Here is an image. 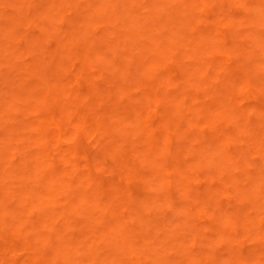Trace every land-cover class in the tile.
<instances>
[{
	"label": "rangeland",
	"instance_id": "374dc122",
	"mask_svg": "<svg viewBox=\"0 0 264 264\" xmlns=\"http://www.w3.org/2000/svg\"><path fill=\"white\" fill-rule=\"evenodd\" d=\"M263 7L264 0H0V230L11 249L0 264L30 262V253L42 264H187L201 252L207 264H264ZM12 32L30 34L33 49L8 54ZM164 74L155 103L145 89ZM25 79L56 85L62 96L71 84L100 89L88 106L84 96L74 103L63 123L67 156L83 172L53 146L50 163L37 154L32 122L41 107L22 100ZM144 107L155 124L169 113L170 132L188 136L183 146L165 158L147 151ZM98 131L107 134L96 138ZM201 145L211 150L197 152ZM119 180L134 200H107ZM92 181L100 201L119 208L115 220L103 223V210L82 202ZM62 182L56 203L50 192Z\"/></svg>",
	"mask_w": 264,
	"mask_h": 264
},
{
	"label": "bare ground",
	"instance_id": "6f19581e",
	"mask_svg": "<svg viewBox=\"0 0 264 264\" xmlns=\"http://www.w3.org/2000/svg\"><path fill=\"white\" fill-rule=\"evenodd\" d=\"M192 4H193V1H192V3H190V5H192ZM262 11H263V15H264V7L262 8ZM256 18L258 21H260L262 18H263L262 20H264L263 16H262V18L256 16ZM192 32L194 34L196 33V31L194 29L192 30ZM29 35L30 34H28V33H23V35H22L19 32L18 33L12 32L11 33L12 43H13L12 46H9V44H8V45H5V47H3V48H5L8 51V54H12V53L16 54V52H15L16 50L13 49L15 46H18L19 48H22V46H26L27 48L29 46H31L32 38H30ZM220 44H221V41L219 39H216L215 45L219 46ZM157 48H162V47L157 45ZM32 49H33V47H32ZM154 64L155 63H153V66L152 65H150V66H152L153 68H157L160 66H164L165 62L160 63V65H154ZM28 67L29 66H26L25 68H28ZM164 77H165V74L162 75L161 77H159L157 81L155 79H153L152 81H150L148 83V86L145 89V91L147 92L146 96H149L150 98H152L155 101V103L159 102L160 98H161V96L156 92V87L159 86L160 84L166 85V83H167V81H165ZM29 81L30 80L25 79L23 81V83L21 84L23 89L25 88L26 93L29 91L28 95H25V97L22 98V100H24V101L26 100V102L32 106V108H30L31 110L38 109L41 107V110H40L41 112L38 113V116L34 117V121L32 122L33 124L37 125L36 130L32 134L33 143L39 147V148H37V152H38L37 154L42 155L43 160L47 161V159H48V161L50 163V161H53L54 158L53 157L48 158L47 153H48V148L53 146L55 149L62 151V153L64 154L65 164L68 168L74 167V169L72 168L73 172H75L77 174L83 172V170H82L83 166L81 164H79L78 162H75V160H73L72 157L67 156L66 148H65L64 143L62 141L65 134H66L63 131V123L65 120H68L71 118V116H70L71 110L70 109L73 108L74 103L80 102L81 99H84V97H87V100L84 101V106H88V100L89 99L97 100L98 98H100V89L95 88L92 91L90 90L88 92V88L87 89L81 88L80 89L81 92H78L75 89V85L71 84L69 87L68 93H66V95L62 96L55 91L56 85L54 87V86H52V84H50L46 81H42V79L39 82H37L36 84H34L32 82L30 83ZM176 85L179 87H184L185 83L183 82V80L182 81L178 80V82L176 81ZM34 86H36L37 88L42 89L44 91V95L41 99H38L37 97L34 96L33 91H32L34 89ZM89 93H90V95L88 96ZM140 102H135V104H138ZM56 107L58 108L57 113L55 110ZM146 109L147 108L144 107L146 121L144 123V131L143 132L146 133L147 138H143L145 140L143 147H145L147 149V151H149L150 153L156 154L157 157L162 156L165 158L164 155L166 153H168V152L172 153L174 151V149H176L177 146H180L181 143H183L184 140L186 138H188V136L186 134H184L185 130H184V133H179L176 130H175V132H170L171 129L169 126L170 125L169 124L170 123L169 113L165 112V113L159 114L160 124H155V122H152V120H151L152 113H148V117H147ZM117 120H118L117 118H113V122H116ZM103 125L104 124L101 122L98 123V126H100L101 128H103ZM106 134L107 133H101V131L95 132L96 138L103 137V135H106ZM136 134L137 133H135V135ZM109 137H110V139L108 140L109 143L113 139H115L114 135H109ZM111 144H112V142H111ZM103 146L107 147L108 143L106 141H103ZM181 146H183V145H181ZM198 148L199 149L196 150L197 152H200V151L205 152L206 150H211V148L205 149L204 145H201ZM10 159L14 160L15 157H11ZM117 169H118V167H115L112 170L116 171ZM25 171H27V170H25ZM117 171L120 174V176H123L127 171V165L124 164V165L119 166V169ZM56 172H57V170L47 171V172L43 173V176L45 177V179L46 178L51 179L52 176ZM258 177L259 176L256 177V181H258L260 183L259 185H263L262 178H258ZM130 181H131V178L128 177L129 185H130ZM121 182H122V180H119V182H116V181L113 182V183H116V187L114 188L115 190L113 191V193H111L110 191L107 192V196H106L107 200L110 199V201L112 202V201L116 200V198L118 199V198H124V197L130 198L131 200H134L132 193L127 190V189H129V186L126 189H124L122 186L119 185V184H121ZM63 183L64 182L59 183V184H55L56 188L54 187L52 192H50V196L52 197L53 201L54 200L56 201V203H61V201L64 199V197L61 195V188L65 186V184H63ZM188 183H189L188 181L184 182V186H186V184H188ZM95 185L96 184L93 181L84 185L85 186L84 192L86 191V193L87 194L89 193V195L87 198L88 200H86V198L82 196L81 197L82 202L87 204L90 201H94L95 202L94 208H99V209L103 210V216H102L103 223L105 222L106 219L111 220L110 216H112L113 220H115L116 217H119V214H118L119 208L117 206H114V205L111 207H107L106 204H103V202L100 201V199L102 197L98 196L99 193H101V192L97 191V190H99V187L94 188ZM188 186L191 187V184H188ZM93 188H94V192L91 193V189H93ZM65 196H67V199H69V197H72L69 194H67ZM98 200H99V203H96ZM62 204L66 205V202L63 201ZM104 207H106V208H104ZM94 214H96V213L89 212V215H86V218L89 219ZM113 224H114V222H113ZM107 230H108V228H106V230H99V231L104 232V234H105ZM93 231L96 232L97 229H93ZM7 243H8L7 237L3 236L1 234V230H0V258L3 257L4 254L7 255L11 252V249L6 247V245H5ZM30 246H32V245H30ZM67 246L72 249V248H76L77 245L75 244L74 241H72L70 238H68ZM125 247H126L125 246V239L123 237V239L120 242H118V248L122 251L125 249ZM81 248H82V246H81ZM29 261L30 262H24L23 263L22 260H18V258H16L10 264H21V263L22 264H42L40 262V258L37 254L30 253ZM185 262H187V264H207L208 260L205 258L204 253L201 252V253L190 256L187 260H185Z\"/></svg>",
	"mask_w": 264,
	"mask_h": 264
}]
</instances>
